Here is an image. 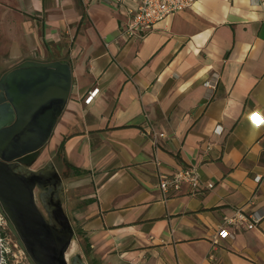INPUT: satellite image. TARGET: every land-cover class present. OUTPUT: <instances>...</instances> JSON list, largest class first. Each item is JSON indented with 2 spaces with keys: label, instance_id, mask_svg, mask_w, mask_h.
<instances>
[{
  "label": "crops",
  "instance_id": "1",
  "mask_svg": "<svg viewBox=\"0 0 264 264\" xmlns=\"http://www.w3.org/2000/svg\"><path fill=\"white\" fill-rule=\"evenodd\" d=\"M138 3L0 0V75L26 59L71 66L40 160L87 264H264V0H194L124 37ZM190 165L199 189L164 198L158 172ZM236 207L256 228L215 242Z\"/></svg>",
  "mask_w": 264,
  "mask_h": 264
},
{
  "label": "water",
  "instance_id": "2",
  "mask_svg": "<svg viewBox=\"0 0 264 264\" xmlns=\"http://www.w3.org/2000/svg\"><path fill=\"white\" fill-rule=\"evenodd\" d=\"M72 80L66 59H26L0 75V214L29 264H86L78 255L66 257L76 233L58 195L61 179L53 163L33 167Z\"/></svg>",
  "mask_w": 264,
  "mask_h": 264
},
{
  "label": "built area",
  "instance_id": "3",
  "mask_svg": "<svg viewBox=\"0 0 264 264\" xmlns=\"http://www.w3.org/2000/svg\"><path fill=\"white\" fill-rule=\"evenodd\" d=\"M194 0H139L135 9L129 10L128 18L121 28L120 34L124 37L142 36L149 32L155 23L164 19L169 13L177 12L188 8ZM208 86H212L213 79L206 81ZM95 92L92 91L93 94ZM154 143L159 137H165L164 132L154 133ZM158 164L159 161L156 160ZM201 182L200 172L197 166L190 165L175 170L171 174L158 172V187L162 195L167 197L171 193L177 192L183 183L189 185L191 191L199 189ZM213 183H208L207 187H212ZM256 217L246 212L243 207L234 208L232 214L225 215L222 222L217 227L212 238L215 242L219 238L234 237L233 229L256 228ZM0 264H29L24 250L19 246L17 239L10 231L6 219L0 214Z\"/></svg>",
  "mask_w": 264,
  "mask_h": 264
},
{
  "label": "rangeland",
  "instance_id": "4",
  "mask_svg": "<svg viewBox=\"0 0 264 264\" xmlns=\"http://www.w3.org/2000/svg\"><path fill=\"white\" fill-rule=\"evenodd\" d=\"M49 141H50V139H49ZM49 141L46 143V145L49 144ZM46 145L44 146V148L46 147ZM44 148L42 149L37 162L34 164V166H33L34 168H39V167L42 166L43 162H42V160H40V158H41V155H42V152H43ZM74 255L80 256L87 264V255H86V253H85V251H84V249H83V247H82V245H81V243H80V241L78 239V235H76L75 239L73 240L72 244L70 245L69 249L67 250L66 257H67L68 261H70V259Z\"/></svg>",
  "mask_w": 264,
  "mask_h": 264
},
{
  "label": "trees",
  "instance_id": "5",
  "mask_svg": "<svg viewBox=\"0 0 264 264\" xmlns=\"http://www.w3.org/2000/svg\"><path fill=\"white\" fill-rule=\"evenodd\" d=\"M62 145H63V141L60 143V147H59L60 150L62 149Z\"/></svg>",
  "mask_w": 264,
  "mask_h": 264
},
{
  "label": "flooded vegetation",
  "instance_id": "6",
  "mask_svg": "<svg viewBox=\"0 0 264 264\" xmlns=\"http://www.w3.org/2000/svg\"><path fill=\"white\" fill-rule=\"evenodd\" d=\"M40 204V203H39ZM40 207H41V205H40ZM42 208V207H41Z\"/></svg>",
  "mask_w": 264,
  "mask_h": 264
}]
</instances>
